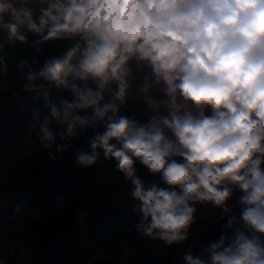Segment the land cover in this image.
Here are the masks:
<instances>
[{
  "label": "clouds",
  "instance_id": "1",
  "mask_svg": "<svg viewBox=\"0 0 264 264\" xmlns=\"http://www.w3.org/2000/svg\"><path fill=\"white\" fill-rule=\"evenodd\" d=\"M26 2L0 0L9 44L26 43L28 32L38 37L37 52L47 42L75 40L40 68L18 65L23 90L36 94L34 102L43 98L26 123L43 148L55 146L50 158L103 127L89 141L91 152L80 149L74 159L91 167L102 150L116 161L131 182L142 237L185 242L195 205L211 203L231 234L199 255L184 253V264H264V0H39L46 6L35 19ZM133 60L150 69L140 91L156 114L146 123L119 115L135 79ZM38 80L71 99H54ZM154 86L166 99L148 95ZM137 161L166 186L141 179ZM234 189L242 192L239 216L227 204ZM87 215L80 212L81 224Z\"/></svg>",
  "mask_w": 264,
  "mask_h": 264
},
{
  "label": "trees",
  "instance_id": "2",
  "mask_svg": "<svg viewBox=\"0 0 264 264\" xmlns=\"http://www.w3.org/2000/svg\"><path fill=\"white\" fill-rule=\"evenodd\" d=\"M26 6L32 10L35 19L40 15V8L46 5H41L39 0H30ZM4 19L9 21L10 15ZM37 39L34 33L28 32L26 43L17 41L11 45L7 32L0 29V58L5 62L0 65V102L15 101L33 93L23 90L18 67L21 60L40 68L46 58L59 57L75 43V40L51 41L41 45L42 51L37 52L34 47ZM36 84L48 89L54 99H71L68 90L56 89L44 80H38ZM43 103L40 97L27 114L15 119H9L0 112V150L23 131H29L26 121L31 119V110ZM119 115L135 118L141 123L149 120L129 97L120 107ZM104 131L103 127L88 129L71 141L70 149L57 154L59 158L56 160L49 157L44 161L37 152L28 158L31 168L26 171L28 180L25 185L14 199L0 204L2 237L12 223L18 222L25 225L27 236L4 255L3 264H89L90 259L92 264H182L180 260L184 253L191 250L199 255L203 247L217 240L222 233L231 234V230L224 227L226 219L221 220L220 215L201 216L200 204L196 206L195 223L190 227L187 241L169 246L161 240L151 239L153 245L143 248L138 244L133 254H129L124 241L138 233L135 225L140 219L132 211L133 201L129 193L124 207H110L91 220L87 216L81 224L79 214L86 209L87 184L110 173L116 161L103 159L102 150L100 161L91 167L80 166L74 157L80 149L91 152L89 141L97 132ZM57 143L62 145L64 141L57 138ZM49 150L55 153V146ZM136 174L148 183L159 182L160 186H166L158 175L150 174L141 163ZM233 213L239 216L240 209H233Z\"/></svg>",
  "mask_w": 264,
  "mask_h": 264
},
{
  "label": "rangeland",
  "instance_id": "3",
  "mask_svg": "<svg viewBox=\"0 0 264 264\" xmlns=\"http://www.w3.org/2000/svg\"><path fill=\"white\" fill-rule=\"evenodd\" d=\"M30 0H27V2ZM36 1V0H31ZM17 3H23L25 0H16ZM135 79L131 82L128 96L138 106V108L149 118L154 113L146 104L145 97L140 91L141 83L145 74L150 72L147 66L138 68L135 60L130 61ZM148 95L154 99H166L160 90V87L154 86ZM36 94L32 93L29 96L15 101L0 102V112L3 113L9 119H15L20 115L27 114L29 109L34 105L33 97ZM39 98L35 101L37 102ZM161 113L166 114L164 109H160ZM206 115L211 114V109L205 110ZM37 152V155L45 160L49 159V149H45L41 146L39 139H37L35 133L30 131H23L17 137H15L10 143L0 150V204L7 203L11 198H15L20 189L25 185L28 180L26 177L27 169L31 168L28 158ZM140 162L135 163L136 173ZM264 167V165H262ZM131 188V182H125V177L122 173L114 168L107 175L97 179L96 181L87 184L86 188V209L88 213V219L95 218L102 211H106L110 207L118 206L124 207V203ZM242 192L239 189H234L232 197L227 201L230 208L240 209L238 206V200ZM200 204H196L198 206ZM202 211L201 216H215L221 215V209L214 207L211 203L201 204ZM0 231V264L4 255L10 253L18 242L26 239L27 231L24 224L12 223L11 227L3 233ZM151 239L142 237L137 233L133 237L126 238L124 241L125 247L128 249L129 254H133V249L141 244L142 247H149L153 245L154 241ZM143 242H146L144 244ZM184 264L183 259L180 260Z\"/></svg>",
  "mask_w": 264,
  "mask_h": 264
}]
</instances>
